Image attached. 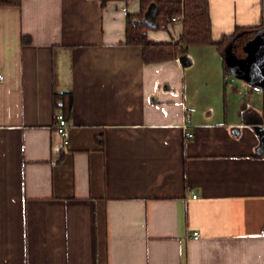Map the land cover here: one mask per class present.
Segmentation results:
<instances>
[{
	"label": "crops",
	"instance_id": "1",
	"mask_svg": "<svg viewBox=\"0 0 264 264\" xmlns=\"http://www.w3.org/2000/svg\"><path fill=\"white\" fill-rule=\"evenodd\" d=\"M209 1L214 37L243 31L151 63L140 0L0 5V264H264V0Z\"/></svg>",
	"mask_w": 264,
	"mask_h": 264
},
{
	"label": "trees",
	"instance_id": "2",
	"mask_svg": "<svg viewBox=\"0 0 264 264\" xmlns=\"http://www.w3.org/2000/svg\"><path fill=\"white\" fill-rule=\"evenodd\" d=\"M107 1L102 0V3ZM20 4L21 0H0V5ZM174 17H180L182 22V33L177 41L152 42L148 39L150 28H166L174 21ZM243 29L235 27L231 34L214 37L209 0H140L138 13H127L124 43L140 45L144 62H160L185 56L191 47L215 45L224 49ZM227 70L229 68H226ZM53 96L56 111H61L67 117L73 108L72 93L56 91ZM262 118L264 120V89ZM64 155V149L61 148L58 161H61Z\"/></svg>",
	"mask_w": 264,
	"mask_h": 264
},
{
	"label": "built area",
	"instance_id": "3",
	"mask_svg": "<svg viewBox=\"0 0 264 264\" xmlns=\"http://www.w3.org/2000/svg\"><path fill=\"white\" fill-rule=\"evenodd\" d=\"M174 19H175V17H174ZM229 75L230 74L227 73L225 75V78L227 79L229 77ZM3 77H4L3 74L0 72V79H3ZM187 116H189V115H187ZM54 125H55L56 130L64 138V142L67 143L68 142V136L70 133V129H69V124L67 122L65 115L61 111H56L55 116H54ZM187 136L192 137L193 133L188 131ZM193 196H196V194H193ZM193 236L198 238L200 236V232L198 230H194Z\"/></svg>",
	"mask_w": 264,
	"mask_h": 264
},
{
	"label": "rangeland",
	"instance_id": "4",
	"mask_svg": "<svg viewBox=\"0 0 264 264\" xmlns=\"http://www.w3.org/2000/svg\"><path fill=\"white\" fill-rule=\"evenodd\" d=\"M180 17H175V19L173 18V20L179 19ZM235 62V61H234ZM261 81L264 82V79H262Z\"/></svg>",
	"mask_w": 264,
	"mask_h": 264
}]
</instances>
